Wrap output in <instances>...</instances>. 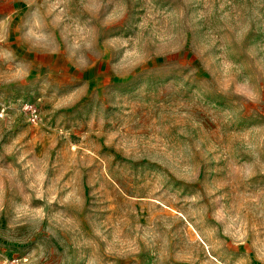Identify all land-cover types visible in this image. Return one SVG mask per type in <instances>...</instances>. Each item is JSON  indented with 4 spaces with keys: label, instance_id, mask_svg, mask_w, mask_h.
Instances as JSON below:
<instances>
[{
    "label": "rangeland",
    "instance_id": "obj_1",
    "mask_svg": "<svg viewBox=\"0 0 264 264\" xmlns=\"http://www.w3.org/2000/svg\"><path fill=\"white\" fill-rule=\"evenodd\" d=\"M15 257L264 264V0H0Z\"/></svg>",
    "mask_w": 264,
    "mask_h": 264
},
{
    "label": "built area",
    "instance_id": "obj_2",
    "mask_svg": "<svg viewBox=\"0 0 264 264\" xmlns=\"http://www.w3.org/2000/svg\"><path fill=\"white\" fill-rule=\"evenodd\" d=\"M25 109L28 111L30 119L33 122L41 121V116L32 108V106H25ZM2 264H27V260L22 257H15L10 260H5Z\"/></svg>",
    "mask_w": 264,
    "mask_h": 264
}]
</instances>
